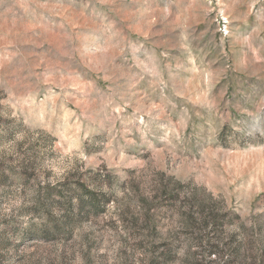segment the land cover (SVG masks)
<instances>
[{"label": "rangeland", "instance_id": "374dc122", "mask_svg": "<svg viewBox=\"0 0 264 264\" xmlns=\"http://www.w3.org/2000/svg\"><path fill=\"white\" fill-rule=\"evenodd\" d=\"M0 264H264V0H0Z\"/></svg>", "mask_w": 264, "mask_h": 264}, {"label": "trees", "instance_id": "16d2710c", "mask_svg": "<svg viewBox=\"0 0 264 264\" xmlns=\"http://www.w3.org/2000/svg\"><path fill=\"white\" fill-rule=\"evenodd\" d=\"M72 187L71 184L65 183V185L60 186V188H48L49 191L47 193L48 201L57 203L58 201L60 205L66 206L68 209L64 213V220L61 223L55 222V224L52 225V230L57 233H63L66 229H68L77 219H80L83 216H91L95 215L99 212L104 211L107 207V205L110 203V198L107 197V195H104L103 193L96 194L95 192L85 190L82 184L79 183L77 187L75 186L73 189H71V192L76 193L79 191V187H82L81 194L79 197H76L78 203L74 205V198L73 195L68 193L70 197H67L63 189ZM59 190V191H58ZM56 197V198H54ZM175 195H173V199H175ZM75 206V209L73 208ZM197 211L198 213L195 214L194 211L188 210V212L179 214L180 221L182 225L189 230L190 228H194L198 225L207 224V226H217L219 222H222V219L224 218L223 215H216L215 213H212L208 209L206 210V206L203 204L197 205ZM204 212L208 214V217H204ZM46 215H50V212L47 211ZM146 216L150 217L151 212L146 211ZM148 219V218H147ZM151 220V218H150ZM198 222V223H197ZM197 223V224H196ZM149 228L147 232H145V236L147 237L149 235ZM152 231H154L152 229Z\"/></svg>", "mask_w": 264, "mask_h": 264}]
</instances>
